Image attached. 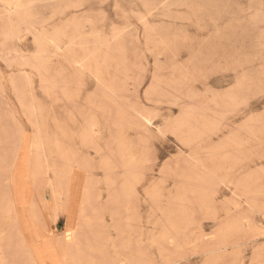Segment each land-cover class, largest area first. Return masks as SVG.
Wrapping results in <instances>:
<instances>
[{
  "label": "rangeland",
  "instance_id": "1",
  "mask_svg": "<svg viewBox=\"0 0 264 264\" xmlns=\"http://www.w3.org/2000/svg\"><path fill=\"white\" fill-rule=\"evenodd\" d=\"M0 264H264V0H0Z\"/></svg>",
  "mask_w": 264,
  "mask_h": 264
},
{
  "label": "bare ground",
  "instance_id": "2",
  "mask_svg": "<svg viewBox=\"0 0 264 264\" xmlns=\"http://www.w3.org/2000/svg\"><path fill=\"white\" fill-rule=\"evenodd\" d=\"M212 3V2H211ZM222 4V3H221ZM213 7V6H212ZM217 7V6H216ZM218 13H219V11H218ZM184 16V15H183ZM217 16V15H216ZM221 17V16H220ZM175 18H177V17H175ZM214 18V17H213ZM219 18V17H218ZM218 23V22H217ZM35 50V49H34ZM216 53V52H215ZM193 68H196L195 66L193 67ZM199 117V116H198ZM193 130V129H192ZM201 135V134H200ZM84 138H86V137H84ZM65 156V155H64ZM68 158V157H67ZM77 166V165H76ZM73 170V169H72ZM73 172V171H72ZM71 172V173H72ZM70 173V174H71ZM74 173V172H73ZM72 173V174H73ZM69 174V173H68ZM69 174V175H70ZM71 176V175H70ZM68 178V177H67ZM75 178V177H74ZM72 180H74V179H72ZM74 182V181H73ZM72 183V182H71ZM73 185H74V183H73ZM71 188V187H70ZM72 188H73V186H72ZM79 202H80V199H79ZM83 208H84V206H83ZM57 214V213H56ZM56 220L54 221V224H53V226H54V228H56ZM75 223H76V221H75ZM74 229V228H73ZM76 230V229H75ZM58 245H59V248L61 249V250H63V251H67V250H69V246H64L63 244H62V242L61 241H58ZM56 247V246H55ZM57 250V249H56Z\"/></svg>",
  "mask_w": 264,
  "mask_h": 264
}]
</instances>
